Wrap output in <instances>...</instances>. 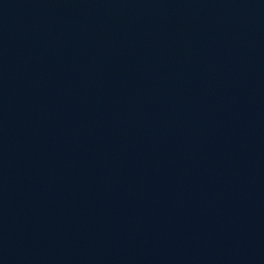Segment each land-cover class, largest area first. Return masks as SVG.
<instances>
[{
	"label": "water",
	"instance_id": "water-1",
	"mask_svg": "<svg viewBox=\"0 0 264 264\" xmlns=\"http://www.w3.org/2000/svg\"><path fill=\"white\" fill-rule=\"evenodd\" d=\"M0 264H264V0H0Z\"/></svg>",
	"mask_w": 264,
	"mask_h": 264
}]
</instances>
